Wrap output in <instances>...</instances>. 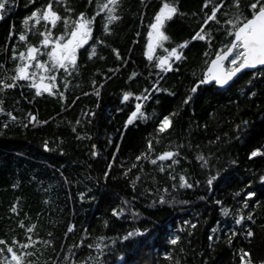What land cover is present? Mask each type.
Instances as JSON below:
<instances>
[{
    "label": "trees",
    "instance_id": "trees-1",
    "mask_svg": "<svg viewBox=\"0 0 264 264\" xmlns=\"http://www.w3.org/2000/svg\"><path fill=\"white\" fill-rule=\"evenodd\" d=\"M161 2L120 0L117 14L121 19L109 26L110 34L103 31L106 13L97 16L92 35L105 44L96 43V54L90 59L93 40L79 50L78 71L67 77V89L63 75L59 76L64 99L47 93L37 96L24 81L19 82L23 86L0 92V239L26 243L30 235L35 242L28 249L34 253L33 264H71L73 259L77 264H241V249L250 254L253 264L264 261V184L259 180L264 175V156L250 158L255 149L264 151V68L240 74L226 88L201 85L193 101L181 107L188 89L206 70V61L227 43V25L220 14V25L210 22L211 48L207 40L193 41L204 0H175L179 14L166 23L164 30L170 39L163 44L171 49L188 41L182 50L186 59L174 61L173 70L161 72L154 65L155 57L166 55L163 49L157 48L152 61L146 55L149 24ZM46 3L6 0L7 11L0 13L4 16L0 20V65L8 75L14 74L13 48L24 50V42L18 40L24 31L23 20ZM95 5L96 0L92 5L87 0H61L54 9L61 16L75 18L80 12L91 16ZM66 7L73 12L67 13ZM222 11L231 15L227 7ZM29 23L44 31L43 21ZM52 31L54 35L62 32L63 22ZM40 39L37 33H28L30 43L38 45ZM113 48L122 59H117ZM157 80L161 89L176 95L153 90ZM146 88L151 96L142 103L144 118L125 128L139 102L135 96ZM125 92L135 95L123 101ZM177 109L166 131L158 133L159 121ZM8 112L17 120L12 121ZM29 114L36 122L24 127ZM242 121L249 123L245 126ZM149 140L154 151L148 159L137 161ZM164 151L178 153L174 157L178 163L150 162ZM199 155L208 160L207 166L197 159ZM109 164L112 167L105 177ZM127 169L131 171L124 175ZM217 172V180L207 185L206 180ZM181 175L194 186L181 188ZM248 190H255L257 196L249 200L250 209H243V214L251 210L253 221L237 225L235 219ZM160 196L166 203L158 202ZM13 206L16 212L11 211ZM113 208L123 210L119 217L112 215ZM29 227H33L31 233ZM249 228L252 237H246ZM133 229L143 235L123 240ZM233 231L237 235L229 244ZM177 235L181 239L172 245L170 240ZM101 236L102 241L98 240ZM82 239L84 244H80ZM96 243L103 254L87 247ZM169 254L173 259L167 258Z\"/></svg>",
    "mask_w": 264,
    "mask_h": 264
},
{
    "label": "snow or ice",
    "instance_id": "snow-or-ice-1",
    "mask_svg": "<svg viewBox=\"0 0 264 264\" xmlns=\"http://www.w3.org/2000/svg\"><path fill=\"white\" fill-rule=\"evenodd\" d=\"M29 2L35 4L36 0H29ZM87 2L89 5L93 4V0H87ZM60 3L61 0H47L46 4L35 8V10L23 20L24 31L19 33L18 40L24 42V50L17 51L13 48L11 59L15 62L14 74L8 75L7 71L3 70V66L0 65V92L14 89L17 86H23L20 85L19 82L24 81L30 88L35 90V95L37 96L47 93L49 95H59L60 99H64V93L59 91L60 85L57 83L59 76L63 75V87L67 89L69 85L67 77L71 76L73 72L78 71L77 61L79 50L87 45L90 40H93V46H91V52L89 54L90 59L96 54L94 45L96 43L105 44V41L98 40L92 35L93 24L96 17L101 13H106L104 16L105 22L103 24V31L109 34L112 31L109 26L121 19L117 14L120 0H106V2L102 4L99 3V0H96V11L91 16L87 15L85 12H80L75 18H72L71 15L61 16V14L54 9V4L59 6ZM225 7L229 8L231 15L229 12L222 11ZM4 11H7L6 0H0V13ZM65 11L71 14L73 9L66 7ZM201 11L202 20L199 30L195 32L191 39L193 41L207 40L209 42V48H211L212 36L210 22L220 25L221 18L218 16V14H220V16L224 17L223 24L227 25L224 31L228 41L227 43H223V46L219 47L214 52L213 57L206 61V70L201 78L188 89V94L181 101V107L193 101L194 95L201 85L214 82L217 86L223 88L229 85V82L232 81L241 70L256 68L258 65L264 66V0H204ZM178 14L179 8L175 0H172V2H170V0H162L158 11L153 17V21L149 24V31L147 32V58L149 61H152L156 48H162L166 55L155 57L156 63L154 66L164 73L173 70L174 61L186 59V57L183 56L182 50L188 47V41L172 47L171 49L164 47L163 44L164 41L170 39L164 30L165 25ZM3 19L4 16L0 14V20ZM30 21H34L35 25H40L43 21L44 31L34 29L30 26ZM59 22H63V31L58 35H54L52 30L57 27ZM29 32H35L41 37L38 45H34L28 41ZM112 50L116 54L117 59H122L118 49L113 48ZM204 55L208 57L209 53L206 51ZM102 58L103 57H101V59ZM225 62H227V66ZM109 71L114 70L109 69ZM132 75L135 76L136 74L133 73ZM95 83L96 82L93 81L94 85ZM158 85L159 81L157 80L153 83L152 89L156 92H169L171 96L176 95L175 92L161 89ZM99 94V91H97L96 95L99 96ZM134 95L135 94L132 92H125L123 94V101H128L129 98ZM252 95L254 96L255 93H252ZM150 96L151 90L147 88L144 89L140 95L135 96V99L139 102L135 104L134 110L131 111L127 117L125 128H127L128 125H132L137 118H144L145 114L141 110L142 103L148 100ZM2 104L3 101L0 100V105ZM2 111L3 108L0 107V112ZM178 112L179 109H177L176 112L164 116L158 123L157 132H165L171 124V118L178 115ZM7 115L12 121L17 120V117L11 112H8ZM92 115H94V113ZM35 122L36 117L29 114V121L28 123H24L23 126L28 127L29 124ZM44 123H46V121ZM77 123H79V121H77ZM242 123L246 126L249 122L242 121ZM3 127L7 128L8 124H3ZM237 128L239 129L240 125H237ZM73 131H75V128H73ZM43 147L46 150L48 149L47 142H44ZM93 147H95V145H93ZM152 151H154L152 141L149 140L146 152L137 156L136 160L139 161L142 157L148 159ZM93 155H96V153L93 152ZM177 155L178 153H174L173 151H164L155 158L150 159V162L155 165L157 161L171 160L172 163L175 164L178 163V160L174 158ZM257 156H264V151L257 148L250 153V158ZM197 159L203 161V166H207L209 163L202 155H199ZM111 167L112 165L109 164L108 170L105 172V177L109 175ZM132 167H136V164H133ZM169 167H171V165H169ZM164 170L162 166L159 168L160 172ZM128 171H131V169H127L124 175H127ZM219 175V172L215 175H211L206 180L207 185L211 186ZM169 176L172 180H176V177L171 176V173H169ZM137 179H139V177H137ZM259 180L264 184V175H260ZM179 181V186L181 188H192L194 186L193 183H190L183 175L179 176ZM195 183H199V181ZM172 187L175 188L176 185L173 184ZM248 187L250 189L251 186L249 185ZM164 191L167 192V188H165ZM236 195H239V193ZM245 195L247 199H243L241 214L235 219L237 225H241L245 220L253 221L252 211L249 210L245 216L243 214V209H250L249 200L256 197L257 193L255 190H248ZM158 202L160 204L166 203L164 196H160ZM216 203L221 204L222 202L217 200ZM255 203L256 206H259L258 201ZM11 211L16 212V207L13 206ZM122 211V209L117 211L113 208L112 215L114 217H119ZM222 211L225 215H228L227 209H222ZM105 226H107V222H105ZM20 227H24V225L21 223ZM33 227L27 229L28 233L33 231ZM191 227L196 228V224H191ZM68 231H72V228H69ZM213 231L216 230L214 229ZM49 235H51V233H49ZM137 235H143V233L138 229H133L132 231H128L122 239L129 240ZM236 235L237 233L235 231L230 234L228 237L229 244ZM253 235L252 229L249 228L246 232V237H252ZM211 238L212 237H210V239ZM26 239V243H22L15 239L11 242L0 239V264H33L31 257L34 253L28 251V249L33 247L35 242L30 235L27 236ZM104 239L103 236L98 237V240L102 241ZM180 239V236L177 235L170 240V243L172 245H177ZM44 243L48 244L50 241H45ZM113 243H115V241H113ZM80 244H84L83 239L80 241ZM73 247H77V245H73ZM87 247H95L98 252L103 254L99 243L95 245L88 244ZM71 255L74 256L75 254L72 253ZM167 258L169 260L173 259L170 254ZM240 259L241 264H253L250 254L244 249L240 250ZM71 264H77L76 260H71ZM79 264H87V261H80ZM260 264H264V261H261Z\"/></svg>",
    "mask_w": 264,
    "mask_h": 264
},
{
    "label": "water",
    "instance_id": "water-1",
    "mask_svg": "<svg viewBox=\"0 0 264 264\" xmlns=\"http://www.w3.org/2000/svg\"><path fill=\"white\" fill-rule=\"evenodd\" d=\"M261 68H264V66H259V65H258L256 68H246V69H243V70H241L240 73H238V74L233 78V80H234L236 77H238L240 74L244 73V72H254V71H256V70H258V69H261ZM233 80L229 82V85L233 82ZM213 84H215V83L212 82V83H208V84H206V85H207V86H211V85H213ZM229 85H227V86H225V87H223V88H226V87H228Z\"/></svg>",
    "mask_w": 264,
    "mask_h": 264
},
{
    "label": "rangeland",
    "instance_id": "rangeland-1",
    "mask_svg": "<svg viewBox=\"0 0 264 264\" xmlns=\"http://www.w3.org/2000/svg\"><path fill=\"white\" fill-rule=\"evenodd\" d=\"M157 48H158V47H157ZM157 48H156V50H157ZM156 50H155V51H156ZM154 53H155V52H154ZM225 65H226V62H225ZM226 66H227V65H226Z\"/></svg>",
    "mask_w": 264,
    "mask_h": 264
},
{
    "label": "flooded vegetation",
    "instance_id": "flooded-vegetation-1",
    "mask_svg": "<svg viewBox=\"0 0 264 264\" xmlns=\"http://www.w3.org/2000/svg\"><path fill=\"white\" fill-rule=\"evenodd\" d=\"M261 69H263V68H261ZM258 70H260V69H258ZM257 71V70H256ZM255 72V71H254Z\"/></svg>",
    "mask_w": 264,
    "mask_h": 264
}]
</instances>
